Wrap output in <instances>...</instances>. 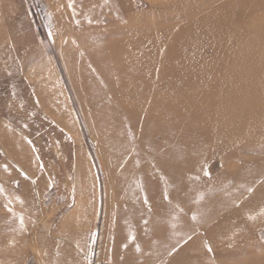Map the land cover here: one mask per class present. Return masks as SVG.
Segmentation results:
<instances>
[{
	"label": "rangeland",
	"instance_id": "1",
	"mask_svg": "<svg viewBox=\"0 0 264 264\" xmlns=\"http://www.w3.org/2000/svg\"><path fill=\"white\" fill-rule=\"evenodd\" d=\"M190 1L0 0V264H155L159 257L155 246L148 247L151 238H135L147 223L145 206L135 212L144 222L132 225L127 200L135 178L123 181L122 166L130 164L133 172L148 175L153 157L162 166L168 156L175 162L200 145L204 148L177 168L176 177L182 190L193 191L187 197L195 203L203 188L217 194L214 200L222 208L212 226L221 224V234L213 232L207 241L222 239L226 251L200 260L264 264V140L259 142L251 129L239 134L222 125L247 120L209 116L199 127L215 129V138L205 142V136L195 134L180 149L163 143V136L139 131L123 130L115 142L111 119L100 115L113 101L88 88L104 80L138 82L143 74L114 71L128 60H114L109 52L96 58L94 67L79 42L96 41V54L107 49L117 34L103 44L97 39L108 26L119 29L121 17L150 23L155 14L161 24L169 14L195 19L199 10L181 11V4ZM185 28L179 19L164 35ZM234 97L229 93L223 107H231ZM256 121L255 131L264 133V105ZM140 125L136 129L144 130ZM136 149L144 158L138 162ZM149 184L139 182L141 194ZM181 193L177 195L184 199ZM203 245L202 240L196 243ZM164 257L156 264H165Z\"/></svg>",
	"mask_w": 264,
	"mask_h": 264
},
{
	"label": "bare ground",
	"instance_id": "2",
	"mask_svg": "<svg viewBox=\"0 0 264 264\" xmlns=\"http://www.w3.org/2000/svg\"><path fill=\"white\" fill-rule=\"evenodd\" d=\"M181 5V11L190 9L199 10L200 13L195 19L169 14L166 15L165 24L158 23L155 14L150 23L121 17L122 26L119 29L108 26L100 41L97 39L98 43L103 44L108 39L112 40V34H117L112 44L98 54L94 51L96 41L82 40L77 43L80 51L87 52L89 60L86 61L94 67L96 58L109 52L108 56L114 60H128L126 64L115 65L114 71L124 75L143 74L138 82L122 78L110 81V84L104 80L95 87L88 85L90 92L97 95L102 93L108 101H113L111 107L100 115L111 119L109 125L114 141H118L120 133L124 135L123 130L135 134L139 131L142 136H163V143L179 146L180 149L181 142L195 134L205 136V142H209L212 136L215 138V129L202 128V123L209 116L219 119L239 116L247 123L233 120L231 125L222 124L224 129L239 134L251 129L250 134L261 142L264 133L255 131L259 122H254L264 105V0H192ZM259 11L260 15L257 14ZM179 19L185 21L186 28L176 34L164 35L165 30ZM208 49L209 56L206 52ZM100 67L105 70L106 65L100 64ZM155 82L158 85L154 86ZM119 87L124 90L121 94ZM229 93H235L232 106L236 105V108L223 107ZM96 114L98 118L99 113ZM161 118L167 119L164 125L160 123ZM136 124H141L145 129L137 130ZM147 139L150 140V137ZM203 148L202 145L198 148L193 146L190 154L175 162L168 156V160L162 164L163 169L153 157L155 162L151 159L150 163L154 168L148 175L139 173V170L133 172L130 164L122 166L125 170L122 180L135 178V182H138H133V187L128 191L127 210L132 215L130 221L136 226L144 219L147 222L142 231L135 234V238L137 242L151 238L148 247L155 246L157 251L154 256L157 254L159 257L155 264L162 261L165 255V264H204L200 260L202 257L208 258L213 254L222 256L226 252L222 239L207 241L213 232L221 234V224L212 226V221L222 208V203L214 200L217 194H212V189L208 194L203 188L197 192L196 200L199 202L195 203L187 197L193 191L182 190L176 177L177 168L189 162L196 149L201 151ZM139 153L136 149V162L144 159ZM144 161L149 162V159ZM152 178H159L160 181L151 182ZM139 182H150L146 193L141 194ZM179 191L184 199L177 195ZM140 195L142 197L137 200ZM143 204L144 219H141L135 216V212L140 211ZM201 240L204 248L196 247Z\"/></svg>",
	"mask_w": 264,
	"mask_h": 264
},
{
	"label": "snow or ice",
	"instance_id": "3",
	"mask_svg": "<svg viewBox=\"0 0 264 264\" xmlns=\"http://www.w3.org/2000/svg\"><path fill=\"white\" fill-rule=\"evenodd\" d=\"M205 174L207 175L208 173H207V172H205Z\"/></svg>",
	"mask_w": 264,
	"mask_h": 264
}]
</instances>
